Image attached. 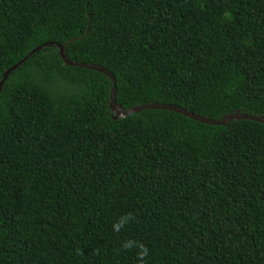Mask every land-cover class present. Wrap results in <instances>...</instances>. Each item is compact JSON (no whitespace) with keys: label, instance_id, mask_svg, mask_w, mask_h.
Wrapping results in <instances>:
<instances>
[{"label":"trees","instance_id":"1","mask_svg":"<svg viewBox=\"0 0 264 264\" xmlns=\"http://www.w3.org/2000/svg\"><path fill=\"white\" fill-rule=\"evenodd\" d=\"M67 40L264 116V0H0V264H264V120Z\"/></svg>","mask_w":264,"mask_h":264},{"label":"water","instance_id":"2","mask_svg":"<svg viewBox=\"0 0 264 264\" xmlns=\"http://www.w3.org/2000/svg\"><path fill=\"white\" fill-rule=\"evenodd\" d=\"M69 42H70V40H67L63 44H56V46L58 48V53H59L61 59L63 60V62L65 64L79 66V67H84V68H89V69H93V70L102 72V73L106 74V76L111 80L112 87H111V90H110L111 93H110L109 108H110V110H111V112L113 114V119H115L118 116H128V115L132 114L133 112H139L141 109H144V108H147V109H151L152 108V109L173 110L175 112L183 114V115H185V116H187L189 118H192L194 120L201 121V122H204V123H209V124L223 125V124H226L229 120L237 119V118H247V119H252L254 121L264 120V116H262L261 118H257V117L250 116L248 114L239 113L238 111H236V112H234L232 114L223 115L220 119H213V118L202 116V115H200L198 113L191 112V111L186 110V109H184V108H182V107H180L178 105H175V104L158 103V102L143 103V104L130 106L129 108H122L121 105L119 103H117V101H116V97H115L116 85H115V78H114L113 74L109 70H107L106 68H103V67L95 65V64L82 63V62L70 60L67 57L66 52H65L66 45ZM48 44H52V43L51 42H44V43L34 47L28 53V55H31L35 51L39 50L42 46L48 45ZM25 58H23L20 61L16 62L15 64H13L11 67L6 69L2 73V78L0 80V88H1L4 80L7 78L9 72L12 71L13 69H15L20 63H22L25 60Z\"/></svg>","mask_w":264,"mask_h":264},{"label":"clouds","instance_id":"3","mask_svg":"<svg viewBox=\"0 0 264 264\" xmlns=\"http://www.w3.org/2000/svg\"><path fill=\"white\" fill-rule=\"evenodd\" d=\"M127 219H128L127 215L121 216L118 219V221L113 224V229L118 231L119 228L123 224H125L127 222ZM130 244H131V242H125L122 245V247L128 248V247H130ZM137 247H138V253H137V255L139 257V259L137 261V264H145L144 257H146V255H147V249H146V247L143 244H138Z\"/></svg>","mask_w":264,"mask_h":264}]
</instances>
